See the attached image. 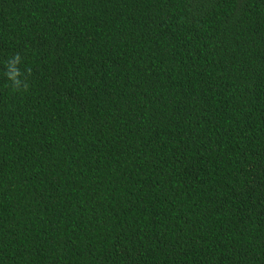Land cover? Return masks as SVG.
Masks as SVG:
<instances>
[{
  "label": "trees",
  "instance_id": "trees-1",
  "mask_svg": "<svg viewBox=\"0 0 264 264\" xmlns=\"http://www.w3.org/2000/svg\"><path fill=\"white\" fill-rule=\"evenodd\" d=\"M0 264H264V0H0Z\"/></svg>",
  "mask_w": 264,
  "mask_h": 264
},
{
  "label": "clouds",
  "instance_id": "clouds-1",
  "mask_svg": "<svg viewBox=\"0 0 264 264\" xmlns=\"http://www.w3.org/2000/svg\"><path fill=\"white\" fill-rule=\"evenodd\" d=\"M21 62V58L17 55L14 59H10L6 62V67L10 69L6 73L12 85L16 88H19L21 81L18 79L20 76V71L17 68V65Z\"/></svg>",
  "mask_w": 264,
  "mask_h": 264
}]
</instances>
